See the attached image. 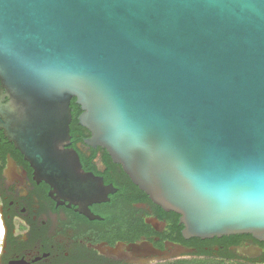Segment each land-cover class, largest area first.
I'll list each match as a JSON object with an SVG mask.
<instances>
[{
    "label": "water",
    "instance_id": "obj_1",
    "mask_svg": "<svg viewBox=\"0 0 264 264\" xmlns=\"http://www.w3.org/2000/svg\"><path fill=\"white\" fill-rule=\"evenodd\" d=\"M0 80L9 132L66 199L113 191L67 148L76 98L92 141L185 238L264 242V0H0ZM124 247L140 264L178 257L100 249Z\"/></svg>",
    "mask_w": 264,
    "mask_h": 264
},
{
    "label": "flooded vegetation",
    "instance_id": "obj_2",
    "mask_svg": "<svg viewBox=\"0 0 264 264\" xmlns=\"http://www.w3.org/2000/svg\"><path fill=\"white\" fill-rule=\"evenodd\" d=\"M10 100L0 80V264H140L142 257L126 247L117 254L100 248L144 240L175 252L173 260L260 261L263 249L256 257L240 251L261 247L263 242L250 234L185 238L180 215L155 203L103 145L92 141V132L80 123L82 112L77 118L72 115L67 148L113 191L107 200L88 207L66 199L36 174L18 137L9 132Z\"/></svg>",
    "mask_w": 264,
    "mask_h": 264
},
{
    "label": "trees",
    "instance_id": "obj_3",
    "mask_svg": "<svg viewBox=\"0 0 264 264\" xmlns=\"http://www.w3.org/2000/svg\"><path fill=\"white\" fill-rule=\"evenodd\" d=\"M72 107V115L77 118L79 114L82 112L81 106L77 104L76 98L72 99L71 102ZM231 242H235L234 238L230 239ZM263 249L262 256L260 257V261H244V260H231V259H216V258H206V257H195V258H184L177 259L166 262H159L157 264H264V242L261 244Z\"/></svg>",
    "mask_w": 264,
    "mask_h": 264
},
{
    "label": "snow or ice",
    "instance_id": "obj_4",
    "mask_svg": "<svg viewBox=\"0 0 264 264\" xmlns=\"http://www.w3.org/2000/svg\"><path fill=\"white\" fill-rule=\"evenodd\" d=\"M262 179H264V177H262L261 174H260V176L258 177V181H259V183H261V180H262Z\"/></svg>",
    "mask_w": 264,
    "mask_h": 264
}]
</instances>
